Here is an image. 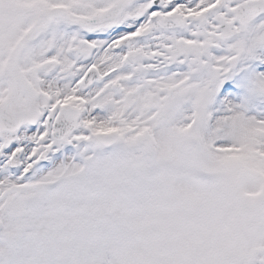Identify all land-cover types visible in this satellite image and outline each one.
I'll return each instance as SVG.
<instances>
[{
	"label": "snow or ice",
	"instance_id": "1",
	"mask_svg": "<svg viewBox=\"0 0 264 264\" xmlns=\"http://www.w3.org/2000/svg\"><path fill=\"white\" fill-rule=\"evenodd\" d=\"M0 264H264V0H0Z\"/></svg>",
	"mask_w": 264,
	"mask_h": 264
},
{
	"label": "rangeland",
	"instance_id": "2",
	"mask_svg": "<svg viewBox=\"0 0 264 264\" xmlns=\"http://www.w3.org/2000/svg\"><path fill=\"white\" fill-rule=\"evenodd\" d=\"M153 136V138L155 139V146L157 147L158 151L157 152H153L152 155H149L147 157H144L143 155H138V154H134L126 159H123L121 161H118L116 164L120 165L122 163L128 162L130 160H134L135 162H138L142 169H143V173H146L149 178H155V177H159V176H163L169 172H171L172 170L175 169L176 167V161L173 158V155L171 152H169L167 149L165 148H159L158 147V141L156 140L155 135H150L149 137ZM150 146V144L148 143V147ZM195 147V145L191 142V141H187L184 145H183V150L184 151H191L193 150ZM115 162V161H114ZM150 192V188H146L144 191V195H148ZM224 217H219L216 227L219 229L222 222H223ZM179 225H174L173 226V230H175L176 228H178ZM176 243L173 240H170L169 238H163L161 241V246L162 249L169 244H173ZM197 250L196 246H187L185 247L184 251L186 254L188 255H192L195 253V251Z\"/></svg>",
	"mask_w": 264,
	"mask_h": 264
}]
</instances>
